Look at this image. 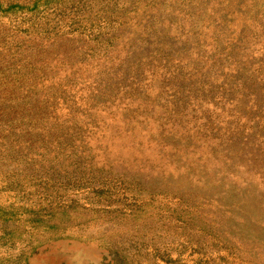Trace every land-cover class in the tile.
<instances>
[{"label": "rangeland", "instance_id": "obj_1", "mask_svg": "<svg viewBox=\"0 0 264 264\" xmlns=\"http://www.w3.org/2000/svg\"><path fill=\"white\" fill-rule=\"evenodd\" d=\"M0 264H264V0H0Z\"/></svg>", "mask_w": 264, "mask_h": 264}, {"label": "trees", "instance_id": "obj_2", "mask_svg": "<svg viewBox=\"0 0 264 264\" xmlns=\"http://www.w3.org/2000/svg\"><path fill=\"white\" fill-rule=\"evenodd\" d=\"M251 24H247V23H244V22H240V23H235L234 24V27H235V29H232L231 30V36L230 37H228V38H226V41H227V46L226 47H224V45H223V49L220 51V53H219V55L218 56H215L214 58L216 59V60H219V59H221V58H223V57H225V55H227V52H230V53H232L233 51H235V49L237 48V45H241V46H243L244 45V39H245V36L243 35L244 33H247V34H250V33H248V30L249 31H251L250 29H251ZM215 48H216V52L217 51H219L220 49H221V47H220V45H219V43H216V46H215ZM223 54H225V55H223ZM226 58L228 59L229 58V56H226ZM213 63V62H212ZM263 63V62H262ZM244 67H245V65H244ZM244 67H243V69L241 70V71H243L244 70ZM203 68V67H202ZM201 67L200 68H198V70L196 69V68H194V69H191V71L189 70H182V69H180V71H181V75H182V77L184 78V77H194V76H196V74L197 73H201V72H199L201 69H202ZM248 70V69H247ZM177 71H173V73L174 74H178V72L176 73ZM260 73H262V72H259L258 74H260ZM173 78V77H172ZM174 79V78H173ZM245 80H247V82L249 83V84H252V82H253V78H245ZM166 84V83H165ZM169 98V97H168ZM35 101H37V100H35ZM34 101H31V103H30V108L32 109V110H34L33 109V107H35V102L33 103ZM38 102V101H37ZM56 106V105H55ZM53 113H56V109H55V107L54 108H52L51 109V114H49V115H53ZM42 115H45V114H42ZM48 115V114H47Z\"/></svg>", "mask_w": 264, "mask_h": 264}]
</instances>
